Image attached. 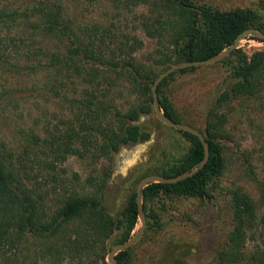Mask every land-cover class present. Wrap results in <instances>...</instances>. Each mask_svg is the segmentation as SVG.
Instances as JSON below:
<instances>
[{
  "label": "trees",
  "instance_id": "obj_1",
  "mask_svg": "<svg viewBox=\"0 0 264 264\" xmlns=\"http://www.w3.org/2000/svg\"><path fill=\"white\" fill-rule=\"evenodd\" d=\"M120 2L144 6L134 12L130 29L119 15L91 22L77 19L63 0L0 5V76L22 75L16 81L28 82L35 94L29 101L31 123L14 122L11 127L22 145L9 143L7 132L0 135V253L12 242H29L35 263L108 264L106 250L126 239L137 221L134 189L112 213L103 203L108 164L84 177L73 172L75 182L70 185L53 172V162L67 153L110 158L124 144L149 139L142 119L153 112L150 88L159 71L179 60L212 56L246 27L264 33L262 5L219 9L198 0H118L114 5ZM136 29L153 43L144 56L136 53L143 48ZM246 35L262 47L248 54L233 47L215 61L225 67L227 85L207 107L203 129H198L208 147L206 162L189 176L143 187L145 226L139 241L161 225L157 211L164 210V198L212 197L224 171L222 139L228 133L227 112L221 106L264 90V41ZM194 67L174 69L157 84L159 108L176 121L181 115L167 93L169 83L176 73ZM124 91L128 100L120 105L117 96ZM52 103L57 113L46 109ZM167 127L185 144L157 165H148L137 180L149 173L174 175L202 158L194 134ZM249 172L256 196L239 185L228 188L230 225L215 249L213 264H264V179ZM151 203L159 204L152 208ZM131 248L118 250L116 259L130 264ZM184 262L182 255L170 259L171 264Z\"/></svg>",
  "mask_w": 264,
  "mask_h": 264
},
{
  "label": "rangeland",
  "instance_id": "obj_2",
  "mask_svg": "<svg viewBox=\"0 0 264 264\" xmlns=\"http://www.w3.org/2000/svg\"><path fill=\"white\" fill-rule=\"evenodd\" d=\"M23 1L26 0H0V5L5 3L14 7ZM198 1L219 9L237 5L254 7L262 5L261 7L264 8V0ZM63 2L68 13L77 19L91 22L119 15L121 21L126 19V29L132 28L131 25L135 23L132 17L136 15L134 12L144 10V6L140 4L120 2L114 5L118 0H63ZM135 32L143 42V48L136 50V53L144 56L152 48V40L146 38L138 29ZM237 45L247 54L262 47L260 41L246 34L239 38ZM21 78L22 75L0 76V135L7 132L8 142L16 147L22 145L23 140L19 142L18 134L12 133L11 127L14 122L15 125H25L31 121L29 101H33L35 97L28 82L16 81ZM226 85V69L214 61L210 64L195 65L192 70L176 73L169 83L167 93L173 107L181 115V121L202 130L207 107L214 103L215 97ZM121 95L117 98L119 97L120 105H124L128 100H124L125 91ZM46 109L58 112L53 103ZM221 109L227 112L225 126L228 133L222 139L225 144L224 171L219 176L212 197L210 199H197L192 196L164 198L162 205L164 210L157 211L160 213L161 225L156 226L155 231L145 234L140 241L138 240L139 242L132 244L130 264H171L170 259L176 255L184 257V264H213L215 249L230 225L228 188L239 185L256 196L249 169L253 170L257 178L264 179V90L254 97L234 99L224 107L221 106ZM142 122H145L144 125L149 129V139L124 144L113 152L110 158L103 156L92 159L84 155L79 157L67 153L63 158L53 162L55 164L53 172L56 175L61 173L62 180L71 185L75 182L71 177L73 172L84 177L99 168L101 164H108L110 174L104 188L103 203L110 212L114 213L121 206L124 195L135 188L137 176L141 171L148 165H157L165 156L176 154L186 142L181 135L159 122L153 112L142 119ZM134 150H137L136 154L133 153ZM133 154L135 160L122 173L120 171L122 160ZM158 204L151 203L150 206L156 208ZM138 225L137 220L132 231ZM27 245L29 248H26ZM34 249L29 242H12L1 250L0 264H41L33 260ZM85 264H98V262L89 261Z\"/></svg>",
  "mask_w": 264,
  "mask_h": 264
},
{
  "label": "water",
  "instance_id": "obj_3",
  "mask_svg": "<svg viewBox=\"0 0 264 264\" xmlns=\"http://www.w3.org/2000/svg\"><path fill=\"white\" fill-rule=\"evenodd\" d=\"M245 34H252L253 37H255L258 40L264 41V33L261 32L258 28H255L254 26H249L244 29H242L240 32L236 34L231 44L228 46L220 49L217 52H214L212 56L204 58V59H185V60H179L176 62H173L166 66L164 69L159 71L155 78L153 79L151 83L150 93H151V109L153 111L154 117L162 122L163 124L187 131L191 134H194L197 139L199 140L201 146H202V158L196 162L195 164L191 165L188 169L182 170L174 175H163L160 173H149L146 175H143L139 180H137L135 188H134V201H135V207H136V218L139 221V225L130 233V235L119 242L114 243L111 247L107 249L105 252V261L109 264H122L118 259L115 257V253L118 250H121L123 248H126L133 243L137 242L144 230L145 226V220H144V211L142 208V201H141V191L144 186L151 182H172L176 181L178 179H181L185 176L191 175L193 172L198 170L203 163L206 162L208 157V147L207 143L204 139V135L202 132H200L198 129H196L193 125L182 122V121H176L172 119L170 116H167L162 109L159 108L158 104V97L156 93V87L158 82L166 76L168 73L173 71L174 69L185 67L189 65H203V64H210L214 61H217L221 57H223L228 51H230L233 47H237L239 38L243 37ZM142 118V116H140ZM135 160V156L131 155L130 157H126L124 160H122L120 165V171L122 173L125 172V169L131 165V163Z\"/></svg>",
  "mask_w": 264,
  "mask_h": 264
},
{
  "label": "bare ground",
  "instance_id": "obj_4",
  "mask_svg": "<svg viewBox=\"0 0 264 264\" xmlns=\"http://www.w3.org/2000/svg\"><path fill=\"white\" fill-rule=\"evenodd\" d=\"M136 151H137V150H134V151H133V153H135V154H136ZM135 154H133V155L135 156Z\"/></svg>",
  "mask_w": 264,
  "mask_h": 264
}]
</instances>
